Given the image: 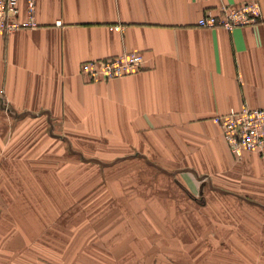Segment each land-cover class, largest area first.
I'll return each instance as SVG.
<instances>
[{
  "label": "crops",
  "instance_id": "1",
  "mask_svg": "<svg viewBox=\"0 0 264 264\" xmlns=\"http://www.w3.org/2000/svg\"><path fill=\"white\" fill-rule=\"evenodd\" d=\"M247 2L261 6L256 25H198ZM16 20L26 26L0 33V179L15 162H50L54 177L62 147L100 156L112 178L154 184L137 208L149 235L104 264H264V159L237 160L213 120L264 108V0H36L33 27L21 0ZM134 52L144 68L123 78L81 72ZM14 193L0 186V206L28 210ZM9 223L0 264L57 255L39 224Z\"/></svg>",
  "mask_w": 264,
  "mask_h": 264
},
{
  "label": "rangeland",
  "instance_id": "2",
  "mask_svg": "<svg viewBox=\"0 0 264 264\" xmlns=\"http://www.w3.org/2000/svg\"><path fill=\"white\" fill-rule=\"evenodd\" d=\"M99 149L104 151V147ZM61 154V162H55L54 177L50 162H15L9 169L14 177L0 179L2 188L17 190L13 204L28 205V210L5 211L3 201L0 233L15 229L12 225L7 228L9 221L14 224L21 220L19 224L24 226L39 224V233L44 230L46 236L56 238L45 246L54 248L57 255L46 258L44 264H104L111 261L105 259L111 256L106 252L132 251L138 245L136 238L150 233L144 215L149 212H139L137 208L149 201L147 194L154 184L149 180L112 178L116 168L110 167L115 164H104L100 156L75 153L67 147H62ZM32 171H40L37 175L45 176L32 177L35 176ZM42 188L44 194H41ZM124 189L129 193L124 194ZM31 260L30 264H36L35 258Z\"/></svg>",
  "mask_w": 264,
  "mask_h": 264
},
{
  "label": "built area",
  "instance_id": "3",
  "mask_svg": "<svg viewBox=\"0 0 264 264\" xmlns=\"http://www.w3.org/2000/svg\"><path fill=\"white\" fill-rule=\"evenodd\" d=\"M21 0H0V33L9 34L26 25L18 22ZM27 1V26H35L36 0ZM261 6L258 2H247L236 8H224L220 15L202 17L198 25L204 28H225L253 26L259 22ZM144 68V56L141 53H126L121 56L85 62L81 72L91 81H110L120 79ZM214 123L223 133V137L237 160L245 153H255L264 159V108L252 109L244 105L241 110H231L225 115L216 116Z\"/></svg>",
  "mask_w": 264,
  "mask_h": 264
}]
</instances>
